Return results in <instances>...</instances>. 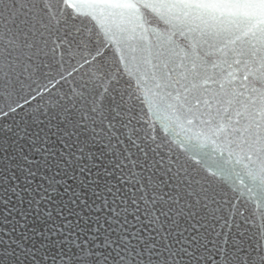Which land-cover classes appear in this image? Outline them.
<instances>
[{
	"label": "snow or ice",
	"instance_id": "snow-or-ice-1",
	"mask_svg": "<svg viewBox=\"0 0 264 264\" xmlns=\"http://www.w3.org/2000/svg\"><path fill=\"white\" fill-rule=\"evenodd\" d=\"M8 120L0 264H264V0H0Z\"/></svg>",
	"mask_w": 264,
	"mask_h": 264
},
{
	"label": "water",
	"instance_id": "water-1",
	"mask_svg": "<svg viewBox=\"0 0 264 264\" xmlns=\"http://www.w3.org/2000/svg\"><path fill=\"white\" fill-rule=\"evenodd\" d=\"M28 90H25V93H22V95L26 94ZM31 99V98H29ZM46 101H47V96H45V100L41 101L39 100V98H37L36 101H32L31 102V108H29V106H25L24 108V111L22 112H18L17 116H16V123L17 124H20L21 123V118L24 119V121L26 123H33L35 125V122L37 121V119H45L44 116H42L40 114V112H37L35 111V109L37 107H40V108H45L46 107ZM21 104H23V100L20 101ZM11 120H8L7 122H0V128H6L7 124H11ZM24 126V125H22ZM5 139L4 135L2 132H0V141H3ZM5 147L7 145H4ZM0 229L3 230V232L5 233V236L4 238L7 239V227L3 226V225H0Z\"/></svg>",
	"mask_w": 264,
	"mask_h": 264
}]
</instances>
